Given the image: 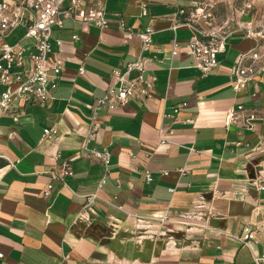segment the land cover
<instances>
[{
    "label": "crops",
    "instance_id": "crops-1",
    "mask_svg": "<svg viewBox=\"0 0 264 264\" xmlns=\"http://www.w3.org/2000/svg\"><path fill=\"white\" fill-rule=\"evenodd\" d=\"M195 9L234 30L207 76L193 67V30H174L178 12ZM107 11L123 16L134 32L155 30L145 65L157 77L156 95L100 112L87 143L92 106L115 83L113 71L137 59L141 44L116 26L65 21L55 33L62 48L52 43L53 57L65 63L55 99L49 106L17 101L18 121L0 120V155L14 163L0 158V264H255L260 246L250 249L233 236L246 226L264 236V82L259 77L237 95L231 70L256 45L245 27L264 22V0H107ZM177 19L184 24L183 16ZM196 25L209 28L204 17ZM16 32L11 37L18 40L24 28ZM175 40L179 54L171 59ZM181 103L187 107L175 115ZM240 105L241 123L228 124L231 108ZM251 116L250 129L243 123ZM46 129L54 134L43 142ZM87 149L110 152L109 165ZM64 160L73 171L66 186L48 174ZM166 211L190 224L130 216L161 218Z\"/></svg>",
    "mask_w": 264,
    "mask_h": 264
},
{
    "label": "built area",
    "instance_id": "built-area-1",
    "mask_svg": "<svg viewBox=\"0 0 264 264\" xmlns=\"http://www.w3.org/2000/svg\"><path fill=\"white\" fill-rule=\"evenodd\" d=\"M251 6V5H250ZM148 4H142V14H147ZM178 16L184 17V24H180ZM174 18V30L180 25H186L193 30L189 40V49L194 59V68L199 70L202 76H207L219 66L218 56L226 50L227 39L234 30L228 31L227 26L217 27L212 24L211 14L200 13L195 9L187 15L185 10L178 12ZM204 17L208 29L196 25L197 19ZM66 20L80 24L94 25L101 29L116 26L124 37L132 40L139 39L141 51L134 62L127 63L122 69H115L113 76L115 83L107 90L105 95L97 100L92 106V124L88 134L89 143L95 138V131L99 127V113L103 110H110L117 106H124L130 102L142 105L156 95V75L145 65V54L153 48V36L155 30L147 27L140 32H134L121 15H110L107 11V0H0V120L4 117H13L18 121V116L13 113V105L17 101L25 103H37L49 106L55 99L54 94L59 87L62 74L65 70V63L61 57H53V41L59 48L63 42L55 37L58 30L64 28ZM20 28H24V34L14 44L7 40ZM240 30L241 27H237ZM247 38L253 39L255 47L240 55L231 73L233 76L232 87L237 95L241 94L247 84L261 77L264 82V22L262 24H248L245 27ZM78 40L77 35L73 36ZM180 45L175 40L170 53L171 59L179 54ZM62 52V49H60ZM81 75L85 74L84 68H80ZM187 103L178 104L173 108L174 114L178 115L184 111ZM244 111L243 106L231 108L228 114V124H239L240 113ZM250 119H246L243 126L252 128ZM182 123L193 124L194 120L186 119ZM160 130L162 144L168 142ZM172 133V132H171ZM54 131L46 129L43 135V142H48ZM242 143L240 142L239 145ZM91 157L100 160L106 166L109 165L111 153L108 151L99 152L95 149H87ZM61 157L59 152L55 155ZM133 156V154H132ZM0 158L8 160L10 165L14 163L6 156ZM187 173L186 169L180 170L181 175ZM49 176L54 180H60L66 186V179L73 176L72 168L67 160L60 165L53 166L48 171ZM168 175V172L164 173ZM147 179L152 180L147 173ZM106 183V178L99 184L101 190ZM264 190V185H259ZM52 185L48 184L44 196L51 194ZM175 193V189L170 190ZM98 194L88 198L93 203ZM133 220H146L148 222H159L160 224L175 223L187 224L185 220L174 219L169 211H166L161 218H144L138 215H130ZM208 228V226H204ZM244 246L251 249L252 245L260 246L258 254H253L255 264H264V236L253 231L249 226L244 228L241 235L233 236ZM3 254L0 252V259Z\"/></svg>",
    "mask_w": 264,
    "mask_h": 264
},
{
    "label": "rangeland",
    "instance_id": "rangeland-1",
    "mask_svg": "<svg viewBox=\"0 0 264 264\" xmlns=\"http://www.w3.org/2000/svg\"><path fill=\"white\" fill-rule=\"evenodd\" d=\"M217 27H219V26H217ZM228 27V26H227ZM229 27L232 29L233 27H239L238 25H235V26H231V25H229ZM241 27V26H240ZM16 34H17V32H16ZM17 41V39H15V38H13V37H11V38H9L8 40H7V42L8 43H10V44H14L15 42Z\"/></svg>",
    "mask_w": 264,
    "mask_h": 264
}]
</instances>
